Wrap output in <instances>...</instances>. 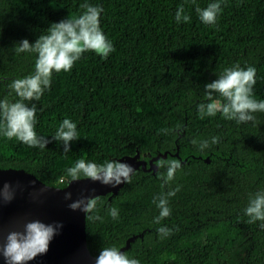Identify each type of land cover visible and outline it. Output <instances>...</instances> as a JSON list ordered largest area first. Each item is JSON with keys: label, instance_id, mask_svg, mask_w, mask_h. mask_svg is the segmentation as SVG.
I'll list each match as a JSON object with an SVG mask.
<instances>
[{"label": "trees", "instance_id": "16d2710c", "mask_svg": "<svg viewBox=\"0 0 264 264\" xmlns=\"http://www.w3.org/2000/svg\"><path fill=\"white\" fill-rule=\"evenodd\" d=\"M85 2L103 8L100 27L115 51L107 59L86 52L70 72L53 73L36 102L35 126L51 139L67 118L80 138L63 154L59 142L41 150L0 135V167L30 169L62 185L79 159L102 164L136 148L166 152L165 159L182 161L167 188L156 172L138 171L110 199L100 196L96 214L103 221L86 220L92 255L145 231L123 251L140 264H264V229L244 214L250 196L264 192V113L255 114L256 123L237 124L197 112L206 102L204 84L236 64L256 68L254 98L264 99V0H221L215 25L195 12L214 0H0V100L17 99L9 85L34 70L36 54H17L14 44L32 43L51 23L79 16ZM180 5L189 22L175 21ZM212 137L219 142L212 145ZM202 140L210 144L203 151ZM177 185L172 215L161 222L173 231L160 239L153 197ZM110 207L118 209L117 220Z\"/></svg>", "mask_w": 264, "mask_h": 264}, {"label": "clouds", "instance_id": "9594fccd", "mask_svg": "<svg viewBox=\"0 0 264 264\" xmlns=\"http://www.w3.org/2000/svg\"><path fill=\"white\" fill-rule=\"evenodd\" d=\"M192 3L194 4L195 0H192ZM79 7L83 9L79 16L66 17L59 22L51 23L47 32L39 35L34 42L30 43L28 39H22L14 44L17 54L34 53L36 59L32 74L15 79L9 85L10 94L14 93L17 99L0 100V135L8 140L15 139L29 148L41 150L55 141L63 146V154H67L71 151V143L80 138L77 125L67 118L59 124L51 139L48 136L38 135L35 131L38 111L36 102L40 101L44 92L51 88L53 73L70 72L74 64L86 52H92L101 59H107L115 51L112 41L105 36L100 27V14L103 8L87 2L80 4ZM195 12L201 23L215 25L218 15L222 12L221 0H214L204 8L197 5ZM175 21L178 24L190 21V16L186 14L183 5L177 8ZM256 82V68L253 66L242 68L236 64L225 68L215 80L204 84L206 102L197 105L199 118L216 117L217 113H220L223 119L235 121L237 124L256 123L255 114L264 113V99L254 98ZM217 96L219 99H216ZM172 131L174 130H162L163 134ZM175 131L179 135V130ZM191 142L194 145L197 144L195 139ZM218 142L217 137H212V145ZM209 147V141L199 142L201 151ZM154 166L157 176L162 181L163 189L175 180L177 171L182 167V161L175 158H160L154 161ZM135 172L136 169L132 165L120 160H107L97 164L79 159L73 166L66 169L68 177L66 188L73 182L84 180L115 188L122 183L131 184ZM19 187V185L2 182L0 205L11 203ZM180 187L177 185L175 189L162 191L153 197L152 202L159 210L158 215L153 219L154 224L161 225L163 220L172 215L169 201L180 191ZM64 199L71 201L67 205L70 210H79L84 213L85 220L103 221V217L96 214L99 195H81L78 199L72 200V193L65 192ZM244 214L248 217L246 221L248 224L259 221L260 228L264 229V192H256L250 196ZM108 215L113 220H117L118 209L110 207ZM62 227V223L58 222L45 224L40 220L26 221L21 230L9 231L0 242V257L5 264H28L37 256L47 253L50 242L59 234ZM156 231L160 239H164L172 234L173 229L161 225ZM94 264H140V261L129 258L117 247L112 246L101 248L95 257Z\"/></svg>", "mask_w": 264, "mask_h": 264}, {"label": "water", "instance_id": "95a60500", "mask_svg": "<svg viewBox=\"0 0 264 264\" xmlns=\"http://www.w3.org/2000/svg\"><path fill=\"white\" fill-rule=\"evenodd\" d=\"M166 154L160 151L142 152L136 148L133 154H125L114 159L132 165L136 172L151 171L155 174L157 170L154 161L164 158ZM67 181L68 179L62 185L47 184L30 169L0 167V184L8 182L20 186L11 203L0 205V242L9 231L21 230L26 221L40 220L45 224L58 222L63 225L59 234L50 242L47 253L37 256L28 264H94L96 256L92 255L88 248L85 215L79 210H70L67 205L71 201H66L64 194L71 192L72 200L78 199L81 195L107 194L110 199L125 184L112 188L103 186L99 182L84 180L73 182L66 188ZM144 232L135 233L127 238L119 250L123 252L137 236L142 237ZM0 264H5L2 257Z\"/></svg>", "mask_w": 264, "mask_h": 264}, {"label": "flooded vegetation", "instance_id": "af4514ba", "mask_svg": "<svg viewBox=\"0 0 264 264\" xmlns=\"http://www.w3.org/2000/svg\"><path fill=\"white\" fill-rule=\"evenodd\" d=\"M148 172H150V171H148ZM165 225L167 226V225H169V224H165ZM244 261L246 262V260H244Z\"/></svg>", "mask_w": 264, "mask_h": 264}]
</instances>
